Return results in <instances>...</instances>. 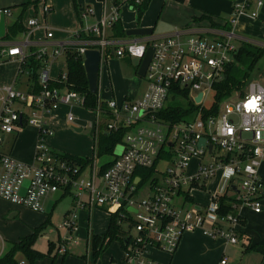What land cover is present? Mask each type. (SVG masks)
Masks as SVG:
<instances>
[{
  "label": "built area",
  "instance_id": "2783aa9c",
  "mask_svg": "<svg viewBox=\"0 0 264 264\" xmlns=\"http://www.w3.org/2000/svg\"><path fill=\"white\" fill-rule=\"evenodd\" d=\"M102 4L104 12L100 22L73 32L68 41L53 42L50 26L31 18L26 23L25 39L1 50L0 65L14 58L23 63L30 56H35L41 65L38 84L33 83L28 91L15 85L4 89L0 143L5 135H18L27 126L37 129L39 137L31 163L0 152V198L33 212L45 213L48 202L57 192L70 195L74 208L59 225L67 231L66 239L59 246L60 254H66V244L74 240L77 213L96 209L110 216L118 214L126 264H162L151 257L152 251L172 256L183 236L198 230L214 240L238 244L243 219L236 210L243 206L256 213L262 210L264 185L259 167L264 159V86L249 83L248 93L244 94L242 89L225 100L217 116L204 117L202 111L208 109L204 107L206 96L226 78L239 52L242 43L239 44L235 33L239 17L257 19L263 1L257 0L255 10H251V0L236 2L232 16L224 24L228 29L210 25V30L203 33L185 31L188 36L177 32L163 37L122 39L109 34L120 20L119 7L111 1L108 5V0ZM129 5L130 1L126 0L124 6ZM51 12V6L44 3L42 14L47 17ZM2 15L7 18L12 13L1 9ZM91 15L93 10L88 8L81 18L87 20ZM37 29H45L46 42L35 46L32 37ZM140 48H143L142 55H134ZM149 48L154 49V54L144 77L147 89L138 99L104 101L105 107L99 101L95 109H89L84 95L68 86V69L57 79L52 78L53 65L63 58L66 60L69 51L77 52L83 64L88 50L99 51L101 69L111 57L138 60V72ZM174 86L186 89L200 108L178 122L159 115L168 106L167 102L173 101ZM200 94L202 98L196 102ZM233 97L236 100H231ZM253 101L255 107H250ZM62 107L70 109L64 116L67 124L76 123L71 111L74 108L95 115L90 123L94 150L87 157V164L78 163L69 154L54 151L49 145L56 133L54 120ZM120 129H126V133L116 146L113 158H100L97 148L100 135ZM202 140L204 145L200 144ZM196 159L200 161L196 174L189 176L187 170ZM140 170L152 172L141 176ZM221 172L223 190L210 193L211 203L205 206L191 203L192 190L207 192V182ZM223 196L235 201L233 212H222L219 200ZM90 254L93 256V252ZM221 264L228 262L223 259Z\"/></svg>",
  "mask_w": 264,
  "mask_h": 264
},
{
  "label": "crops",
  "instance_id": "0c3cea01",
  "mask_svg": "<svg viewBox=\"0 0 264 264\" xmlns=\"http://www.w3.org/2000/svg\"><path fill=\"white\" fill-rule=\"evenodd\" d=\"M155 1H158L160 3V6H164L163 13H167L168 10V13L164 14L162 20H159L158 22L155 20L156 15L154 14L156 11V5H154ZM238 1L242 0H186L183 3L176 2L174 0H167L166 3H163V0H152L149 9L140 22L136 24L133 23L131 25H124L121 17L120 19L122 26L126 31L136 28H150L153 29L152 36L154 37H163L177 32L185 33V31H187L189 34H197L210 30L211 21L219 25H224L232 16L234 4ZM262 1L263 6L258 9L259 16L257 19H252L249 16L239 17L238 22L235 25V33L237 34V41L239 42V44L243 42H249L259 47H262L261 45H264V42H262L264 41V0ZM28 2H30V4L23 16V24L25 27L26 23L31 18H37L42 24L50 26L48 24V17L50 15H56L60 17L66 16V21L64 23L68 24V28L62 31L63 34H55V31L50 27L54 33L53 42L55 43L70 40L73 32L99 23L103 16L102 11L98 13L96 9H92L93 15H91L87 20H83L81 18V14L85 9H82L75 4V7H77V13L75 17L74 12L67 11L68 2L63 5L61 3V0H0V10L10 9L12 13L11 17L6 18V34L8 27L16 22L22 14L21 6ZM256 2L257 0H251V10L256 9ZM44 3L50 5L52 8V12L47 17L42 14V6ZM150 9L151 12L149 13ZM195 18H198L199 20L194 21ZM25 32L10 40L0 39V49L2 50L3 48L11 47L12 45L23 41L25 39ZM109 34H112V30L109 31ZM185 36H188V34L185 33ZM45 38V29H37L34 33V36L32 37V41L35 46H38L39 43L46 42ZM13 60L16 61L21 67V61L16 58H14ZM108 60H110V58ZM28 72V70H24V72L20 73L19 70L17 74L15 70V72L11 73L5 79H3L2 83H4V86L3 88H0V108L2 99L4 97V89L6 87L15 85L20 90L28 91L33 86V81L31 80L30 75H28ZM22 78L24 80H22ZM22 81L24 83H22ZM21 85H24V88H20L19 86ZM146 89L147 84L146 88L143 91L138 90L135 93V99L140 98L144 94ZM75 109L76 108L72 109L71 111L74 113ZM68 111H70V109H68L67 107H62L58 112V115H65ZM76 121L77 124H75L73 128L80 129L82 132L85 127L84 121L79 117H77ZM19 135L20 133L18 135H5L3 143H0V152L9 153L13 156V151L17 144ZM49 145L52 147V145L50 144V140ZM33 160L34 159L32 158L30 161H26V163H31ZM259 175L264 185V159L261 161L259 167ZM216 192L208 191V203H199L192 195L193 199L191 200V203H197L203 206L209 205L212 201L210 193L214 194ZM261 207L262 210L260 213H256L252 208L247 206L240 207L236 210L237 213L241 215L244 221L243 225L239 229L241 235L240 242L238 244H229L224 240H214L206 236L202 231L198 230L195 232L186 233L183 236L179 248L174 255L170 256L161 251L154 250L151 252V257L161 262L162 264H221V261L223 259H227L228 264H244L246 260L247 264H264V256H259V252L257 251L260 245L264 244V232L258 235L252 228V223L254 221H260L262 224H264V188L261 195ZM73 208L74 201L72 199V206L68 209L66 215L64 216V219L72 211ZM44 214L45 213L33 212L27 208L14 205L0 198V257L3 256V254L8 250L10 242H17L21 238L32 234L33 229L39 227L40 224L44 221V218H46ZM100 214L104 215V223L101 225H97L95 228L96 230L91 231L89 228V234L87 235L86 233L87 240L89 238V235L91 234L104 235L108 230L111 216L109 213L99 209L91 212L89 210H80L77 213V231L80 228L79 225H87V223H90L91 219L94 218L95 215L96 217H98ZM20 215L37 216L39 219H37L36 221L30 220L31 222L27 223L28 226L23 225L24 223H22L21 221H18L17 223H10V218L13 219L16 217H20ZM112 243H118L120 245L124 261L123 246L121 241H115ZM112 243L104 250L97 261H95L94 259L93 261H90L88 259L85 260L82 258V256L85 255H82L81 258L84 260L85 264H118L119 262L112 254L111 256H109V259H106L105 262L101 261V263H99L104 253L108 252V249H110Z\"/></svg>",
  "mask_w": 264,
  "mask_h": 264
},
{
  "label": "rangeland",
  "instance_id": "374dc122",
  "mask_svg": "<svg viewBox=\"0 0 264 264\" xmlns=\"http://www.w3.org/2000/svg\"><path fill=\"white\" fill-rule=\"evenodd\" d=\"M160 1V0H159ZM68 2L67 11L74 12L76 17V5L82 9H96L98 13L102 11V15L104 12V5L99 2L98 0H61V3L65 5ZM166 3L167 0H163V3ZM76 4V5H75ZM108 5H110V1L108 0ZM156 5V21L162 20L164 14L163 9L164 6H160L158 1H155ZM91 6V7H90ZM159 10V11H158ZM153 11V10H152ZM151 12V9L149 13ZM153 13V12H152ZM163 13V14H162ZM120 17L124 25H131L138 23V13L136 11H132L128 6L122 7L120 11ZM66 21V16L60 17L56 15H50L48 17V24L50 27L55 31V34H63L62 31L68 28V24L64 23ZM162 25V24H159ZM64 38V37H63ZM264 42V41H262ZM264 48V45H261ZM117 60V61H115ZM66 60L61 59L53 65L52 71V78L57 79L60 73L67 71V63ZM137 66L138 60L134 59H119L117 57H112L110 60L105 62L101 69L100 75V92L98 96V101L106 102L110 100L122 101L125 97L135 99V93L140 90L143 91L146 88L145 78H140L137 75ZM17 72L20 70V65L13 59L8 62H4L0 66V88H3L4 83L3 79H5L8 75L13 72ZM25 79V75H24ZM22 78V80H24ZM251 82H258L264 86V58L259 61V63L254 68L253 72L251 73L248 81L246 82L245 86L243 87V93H248V85ZM22 83H24L22 81ZM11 85V84H10ZM20 88H24V85L19 86ZM138 95V94H137ZM237 97H233L231 100H236ZM177 102L182 105L186 106L187 101L178 99ZM214 103V94L210 92L204 101V107L210 108ZM174 104L171 100L167 102V105ZM74 114L80 119L84 121V129L82 132H76L73 128V124L76 123H68L64 119L65 115L57 116L54 120V125L56 127V134L50 139V144L52 145V149L54 151L69 154L79 158H87L91 157L94 150V131L90 127V123L94 121L95 115L92 112L86 111L84 109L76 108L74 110ZM39 137V132L37 129L31 126H27L20 131V135L17 141V144L13 151V158L18 161L26 162L30 161L32 158H35V147L37 144V140ZM8 138V137H7ZM117 151H120V147L117 148ZM104 160H110L113 157H105ZM199 160H194L191 162L190 167L187 170L189 176H193L196 174L197 167L199 164ZM222 175L223 173H218L215 179H212L207 182L206 189L207 192L200 191V190H192V195L195 197V200L199 203H208V191L211 192H219L223 190L222 187ZM72 197L67 195L66 197L62 198L60 201L56 203L55 208L52 210L50 214L45 212L46 218L40 224L41 227L43 224L47 223V226L41 231L38 240L35 244V249L45 253L48 255L50 251V246L52 247L55 245V249L53 250L52 255H57L55 264H85L84 260L81 258L82 255H87V259L93 261V256L90 252H93L92 242L88 244L86 233L89 234L90 230H96L97 225H101L104 223V215L100 214L98 217L96 215L94 218L91 219V222L87 223V225H79L80 228L76 233H74V240L69 243L67 246V256L65 254L58 253V247L60 244L64 242L67 237V231L65 229H60L59 225L63 222L64 216L66 215L68 209L72 206ZM39 219L37 216L32 215H20V217L10 218V223H17L21 221L24 223L23 225H27V223L31 222L30 220L36 221ZM12 226V225H11ZM38 228V227H37ZM35 228V229H37ZM252 228L254 231L260 235V233L264 232V224L260 221H254L252 223ZM33 229V232L34 230ZM90 231V232H91ZM88 237V236H87ZM105 241L104 244H106ZM260 244V243H259ZM106 244L105 246H107ZM256 245V244H255ZM102 247V241L99 243V249ZM104 247V246H103ZM105 248V247H104ZM103 249V248H102ZM259 256H264V244H261L259 249ZM114 255L119 262L118 264H126L123 261L122 251L120 249V245L118 243H112L108 252L104 253L103 257L100 259L101 261L105 262L106 259H109V256ZM227 260V259H226ZM20 264H28L26 258L24 256L19 257ZM53 262V256H47L46 258L36 262V264H51ZM231 264V263H230ZM247 264V260L244 262ZM260 264V263H259Z\"/></svg>",
  "mask_w": 264,
  "mask_h": 264
},
{
  "label": "trees",
  "instance_id": "16d2710c",
  "mask_svg": "<svg viewBox=\"0 0 264 264\" xmlns=\"http://www.w3.org/2000/svg\"><path fill=\"white\" fill-rule=\"evenodd\" d=\"M105 1L106 0H99V2L101 3H104ZM110 1L113 5L119 7V12H120L126 0H110ZM128 1H130L129 8L132 11H136L138 13V22H140L143 16L145 15V13L147 12V10L149 9L152 0H141V2L138 4L136 3L135 0H128ZM174 1L183 3L186 0H174ZM29 4L30 2L25 3L21 6L22 14L17 19L16 22H14L11 26L8 27L7 34L3 40H10L26 31V27L23 24V16ZM198 20H199L198 18L194 19V21H198ZM210 23H211L210 24L211 27L228 29L227 24L222 26L214 23L213 21H211ZM111 37L117 39L128 37L127 31L122 26L121 19L119 20L118 23H116L113 26ZM263 58H264V48L249 42H243L240 46L239 52L235 57V62L231 65V67L227 71L226 78L222 82L214 86V92H213L214 103L210 108L202 111L203 116L204 117L210 115L217 116L220 112L221 104L228 98L234 96L238 91H242L254 68ZM66 60H67V69L69 74L68 86L71 89L84 95L86 108L95 109L99 103L98 101L99 93L97 95H94L90 92L89 83H88L85 67L82 62V58L78 55L77 52L69 51L66 55ZM40 65H41L40 61H38L35 56H30L27 61L21 63L20 73L24 72V70H28L30 72L31 80L33 81L34 84L37 85L39 81L38 72L40 69ZM179 97L187 101L186 106H182L177 102ZM172 99H173L172 102L174 104L168 105L165 109L160 111L159 115L161 117L172 120L174 122H178L192 116L200 109L190 99L189 92L186 89L183 90L180 89L179 86H174ZM105 105L106 103L103 102L102 106L105 107ZM125 133H126V129H120L115 133H111L108 135L103 133L102 135H100L97 144L98 156H100V158L103 159H106L105 157L112 156L116 146H118L123 141ZM68 157L76 160L78 163H84V164L88 163L87 158H79L72 155H68ZM151 172L152 170H148V171L140 170L138 174L143 176V173L149 175ZM67 195L68 194L63 195L62 198L66 197ZM189 200L191 201V199ZM219 202L223 213L226 212L230 213L234 211L233 202L235 201L233 200L232 197L223 196L220 198ZM46 226L47 223L43 224L41 227H38L37 229L34 230L32 234L21 238L19 241L10 242L8 250L3 254V256L0 257V264H20L19 257L21 255L26 258L28 264H36V262L46 258L48 255L53 256L52 264H55L56 257L58 255V254L52 255L53 250L55 249V245H53L52 247L50 246V251L48 255L35 249V244L38 240V237L41 231ZM121 235H122V228L118 224V214H113L111 216V221L108 230L104 235H93V234L89 235L87 241L88 244L92 242L94 260L97 261L100 255L112 242L121 241L122 243ZM100 241H102V247H100L99 249ZM105 241H107L106 243L108 244L107 246H105L106 244H104ZM58 253H59V247H58ZM67 254L68 252L65 254L64 257H66ZM82 258L85 260L87 259L86 256H82Z\"/></svg>",
  "mask_w": 264,
  "mask_h": 264
},
{
  "label": "water",
  "instance_id": "95a60500",
  "mask_svg": "<svg viewBox=\"0 0 264 264\" xmlns=\"http://www.w3.org/2000/svg\"><path fill=\"white\" fill-rule=\"evenodd\" d=\"M153 34V29L150 28H136V29H131L127 31L128 36H135V37H143V36H149ZM6 36V18L4 15L0 17V39H4ZM154 54V49L149 48L146 56L137 72V75L140 78H144L146 75V72L148 70L149 64L152 60ZM84 67L89 83V89L90 92L94 95H97L99 93V86H100V75H101V54L97 50H88L85 53V61H84ZM202 98V94H200L195 101L199 102ZM78 132H81L80 129H75ZM205 140H202L200 142L201 145H204ZM28 183L26 184V186ZM26 190H22V194H25ZM62 198V192L59 191L57 192L54 196L53 199H51L48 202L47 205V213L50 214L52 210L54 209L56 203L60 201Z\"/></svg>",
  "mask_w": 264,
  "mask_h": 264
},
{
  "label": "clouds",
  "instance_id": "9594fccd",
  "mask_svg": "<svg viewBox=\"0 0 264 264\" xmlns=\"http://www.w3.org/2000/svg\"><path fill=\"white\" fill-rule=\"evenodd\" d=\"M142 53H143V48H140V49L136 50L133 54L134 55H142ZM255 104H256V102H255Z\"/></svg>",
  "mask_w": 264,
  "mask_h": 264
},
{
  "label": "snow or ice",
  "instance_id": "6c2138e0",
  "mask_svg": "<svg viewBox=\"0 0 264 264\" xmlns=\"http://www.w3.org/2000/svg\"><path fill=\"white\" fill-rule=\"evenodd\" d=\"M250 107H255V101L251 102Z\"/></svg>",
  "mask_w": 264,
  "mask_h": 264
}]
</instances>
